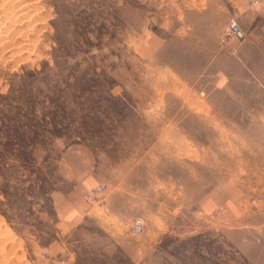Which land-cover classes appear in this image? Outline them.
<instances>
[{"label":"rangeland","instance_id":"1","mask_svg":"<svg viewBox=\"0 0 264 264\" xmlns=\"http://www.w3.org/2000/svg\"><path fill=\"white\" fill-rule=\"evenodd\" d=\"M262 5L0 0V264H264Z\"/></svg>","mask_w":264,"mask_h":264},{"label":"built area","instance_id":"2","mask_svg":"<svg viewBox=\"0 0 264 264\" xmlns=\"http://www.w3.org/2000/svg\"><path fill=\"white\" fill-rule=\"evenodd\" d=\"M226 34L228 35H234L238 38H244L245 33L244 31L240 28L238 23L235 21V19H231L229 26L227 28ZM105 189V184L99 183L97 186H95L93 189H91L90 192H88L85 196V200H90V199H95L100 196V194L104 191ZM133 230L136 233H140L143 230V221L140 219H137L134 223Z\"/></svg>","mask_w":264,"mask_h":264},{"label":"crops","instance_id":"3","mask_svg":"<svg viewBox=\"0 0 264 264\" xmlns=\"http://www.w3.org/2000/svg\"><path fill=\"white\" fill-rule=\"evenodd\" d=\"M239 20H248L251 24L255 20H264V5H262L260 8H252L246 10L244 16L242 18H239ZM85 184L88 186L93 185V188L97 185L96 182H85ZM92 187L88 190V192L93 189Z\"/></svg>","mask_w":264,"mask_h":264}]
</instances>
